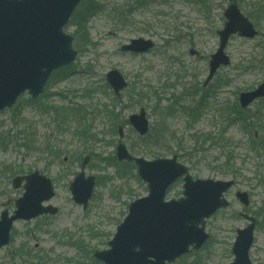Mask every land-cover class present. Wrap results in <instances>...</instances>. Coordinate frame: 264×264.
<instances>
[{
    "label": "rangeland",
    "instance_id": "rangeland-1",
    "mask_svg": "<svg viewBox=\"0 0 264 264\" xmlns=\"http://www.w3.org/2000/svg\"><path fill=\"white\" fill-rule=\"evenodd\" d=\"M232 1L250 15L259 35H231L224 49L230 64L206 87L202 82L218 46L216 30L230 0L96 1L103 8L87 19L89 43L73 40L74 61L51 75L39 97L24 93L0 112V211L11 213L23 191L12 188V177L33 170L51 179L54 196L46 203L58 210L15 221L9 243L0 249V264H104L93 257L94 250L108 248L128 204L147 193L136 166L116 160L119 142L145 159L176 154L194 179L234 181L224 193L229 205L206 220L208 239L170 264H229L236 229L247 224L240 212L256 219L249 257L264 264V99L243 111L244 120L232 121L222 112L237 104L241 91L264 81V0ZM74 29L65 27L71 35ZM137 37L152 39L153 49L119 50ZM189 48L197 54H189ZM113 68L128 82L119 99L105 80ZM191 96L192 105L206 99L196 118L183 113L179 106L185 102L174 104L175 98ZM141 107L149 120L144 137L127 121ZM84 155L90 157L85 175L95 178L85 209L69 191ZM181 185V179L172 184L165 198L180 197ZM237 190L248 194L247 207L235 198Z\"/></svg>",
    "mask_w": 264,
    "mask_h": 264
},
{
    "label": "water",
    "instance_id": "water-1",
    "mask_svg": "<svg viewBox=\"0 0 264 264\" xmlns=\"http://www.w3.org/2000/svg\"><path fill=\"white\" fill-rule=\"evenodd\" d=\"M81 0H0V111L11 107L18 96L27 91L36 98L43 92L52 71L68 65L76 56L72 47V36L65 33L72 12ZM225 22L216 31L219 44L208 61L205 86L220 66L229 64L224 52L232 34L253 38L258 35L250 20L244 16L237 4L231 2L223 11ZM153 47L150 39L133 38L120 47V51L146 52ZM194 54L193 49L189 50ZM105 79L114 95L127 82L117 69H110ZM264 96V82L255 89L242 91L238 95L240 107ZM128 122L141 136L148 131V119L144 108L128 116ZM122 137L121 128H118ZM118 161L134 162L139 177L146 182L148 193L136 198L128 205L127 214L117 225L108 248L95 250L94 258L104 264H166L172 263L190 249H198L208 238L205 232L206 219L216 210L228 206L224 192L233 184L232 180L193 179L185 165L173 154L169 158L145 159L132 156L123 143L115 147ZM89 156L82 159L80 170L69 185L71 197L83 208L92 195L94 176L84 174ZM181 178L182 196L165 200L167 188ZM13 188L22 185L24 191L14 201L15 209L9 215L0 213V248L9 241L11 226L16 220H30L42 214H54L52 205H43L53 195L49 178L35 170L29 174L12 178ZM239 202L247 206L246 192L235 193ZM248 221L243 228L236 229L232 244L233 260L229 264H254L249 258L255 219L245 213Z\"/></svg>",
    "mask_w": 264,
    "mask_h": 264
},
{
    "label": "trees",
    "instance_id": "trees-1",
    "mask_svg": "<svg viewBox=\"0 0 264 264\" xmlns=\"http://www.w3.org/2000/svg\"><path fill=\"white\" fill-rule=\"evenodd\" d=\"M96 1L97 0H82L80 4L78 5V7L82 8V10L80 11L79 8L77 7L68 22V25H72L75 27L74 33H73V39L76 43L78 42L79 38H81L83 42H85V44L89 43L88 36L86 34V29H85L87 26V19L93 13L100 11L99 10L100 8L101 9L103 8V4L101 5L100 3ZM99 5H101V7ZM78 11H80L81 13ZM247 16L248 18L250 17V15L248 14ZM63 69L64 68H61L55 71L53 74L60 72ZM175 101L176 102L174 104H178V102H181V101L185 102L187 104L186 107L179 106L182 109L183 113H185L188 117H190L191 116L190 114H192L194 118H196L199 111H201V109L205 106L206 99L204 96H202L201 98H199V100L196 101L194 105H192L193 103L192 96H191V100L189 101H185L182 98L181 99L175 98ZM174 104H172V106ZM172 106H168L166 108L172 110L173 109ZM243 111L245 110H241L237 105L234 104L232 106H229L227 109H224L222 112H224L228 117H230L232 121H239V120H244L242 118ZM163 135L166 136V133H164ZM209 137H211L210 133L207 134L206 138H209Z\"/></svg>",
    "mask_w": 264,
    "mask_h": 264
},
{
    "label": "flooded vegetation",
    "instance_id": "flooded-vegetation-1",
    "mask_svg": "<svg viewBox=\"0 0 264 264\" xmlns=\"http://www.w3.org/2000/svg\"><path fill=\"white\" fill-rule=\"evenodd\" d=\"M203 87H206V86H203ZM254 88V87H253ZM253 88H251V89H253ZM250 89V90H251ZM262 99H264V98H262ZM262 99H257V100H255V101H253L252 103H254V102H256V101H258V100H262Z\"/></svg>",
    "mask_w": 264,
    "mask_h": 264
}]
</instances>
